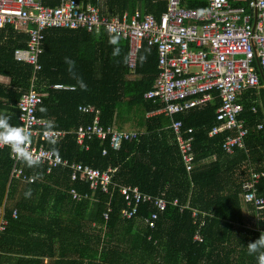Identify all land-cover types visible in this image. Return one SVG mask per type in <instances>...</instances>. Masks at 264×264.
<instances>
[{"label":"trees","instance_id":"16d2710c","mask_svg":"<svg viewBox=\"0 0 264 264\" xmlns=\"http://www.w3.org/2000/svg\"><path fill=\"white\" fill-rule=\"evenodd\" d=\"M79 1L96 4L103 13L146 9L158 18L168 3ZM182 1L196 9L208 5V0ZM42 2L59 4V0ZM248 2L232 4L247 7ZM28 39V34L12 27L0 29V114L10 117L9 123L15 126H20L17 104L30 90L34 69L17 62L14 52L26 48ZM112 40L106 33L97 35L85 29L47 31L39 58L43 69L34 81L42 94L38 117L54 121L53 130L68 132L48 147L71 160L102 170L114 169L109 192L93 191L88 182L72 180L70 169L61 166L47 173L44 164L28 167L20 162L35 181L11 180L14 160L9 148L0 147V217L4 214L9 220L0 240V264H258L257 254L249 255L247 245L264 235V212L258 220L253 204L243 199L241 185L248 179L249 164L255 171L264 170V129H257L259 124L264 125V106L258 95L262 81L258 88L244 92L240 118L249 133L244 137V149H235L232 155L222 148L230 133L209 135L218 124V97L174 115V120L194 130L195 167L188 172L170 128L172 119L165 113L148 115L163 107L144 97L160 75L158 48L144 45L132 72L129 41L118 37ZM45 66L50 71H45ZM56 84L73 90H55L52 86ZM262 93L264 96V90ZM254 104L257 112L251 109ZM83 105L100 110L104 127L116 125L123 131L118 124L132 123L141 135L122 143L116 151L98 139L88 140V148L81 147L75 131L93 123L92 115L79 111ZM122 185L137 186L169 200L178 198L181 204H171L157 227L150 229L146 220L156 211L151 203L140 204L131 219L121 217L126 208L119 191ZM71 188L88 196L73 199ZM259 192L264 195V180ZM186 205L189 209L181 211ZM194 209L205 217L200 214L194 218ZM14 210H18L16 219L12 217ZM197 234L201 236L199 241L194 240Z\"/></svg>","mask_w":264,"mask_h":264},{"label":"built area","instance_id":"2783aa9c","mask_svg":"<svg viewBox=\"0 0 264 264\" xmlns=\"http://www.w3.org/2000/svg\"><path fill=\"white\" fill-rule=\"evenodd\" d=\"M167 2L166 11L158 18L146 9L103 13L96 4H84L79 0H59L55 6L45 5L42 0H0V29L12 27L29 37L27 47L14 52L17 62L31 65L34 69L32 86L17 104L18 121L21 127L29 128L31 151L41 157V164L46 166L47 173L53 168L67 167L72 180H84L89 183L91 190L100 189L108 193L114 172L112 168L102 170L63 157L48 147L53 142L45 138V120L38 117L42 95L35 89L34 81L43 69L39 58L43 54L45 33L50 29H85L97 35L106 33L113 38L128 40L129 67L132 72L137 66L138 52L144 45L158 48L160 75L144 97L163 107L148 115L152 117L165 113L172 119L170 128L188 172L195 167L194 130L186 128L181 120H174L173 117L208 104L216 97L221 100V105L216 112L218 124L210 131V137L228 132L230 134L223 142V150L232 155L235 149H244V137L248 135L249 128L240 118L244 112L242 97L245 91L260 86V70L264 75V0H249L247 7L233 5L229 0H208V5L202 9L187 7L182 0ZM255 63L259 64V71ZM52 87L55 90L70 88L60 84ZM251 109L257 112V105L254 104ZM79 111L93 117L92 124L80 126L75 131L77 143L81 147L88 148V140L98 139L116 151L122 143L137 140L141 135L139 131L104 127L101 124V112L95 106L83 105ZM257 129L263 130L264 125L259 124ZM67 134L66 131L51 130L54 142L65 138ZM103 152L106 153V150ZM13 160L11 180L34 182L35 177L20 165L21 161ZM248 171V179L241 185L243 199L253 204L257 219L260 220L264 212V195L260 194L259 186L264 180V170L255 171L249 164ZM119 191L126 202V208L121 212L125 220L133 218L142 203L154 206L156 211L146 220L150 229L157 227L161 215L171 204H181L178 198L169 200L162 195L145 193L137 186L122 185ZM69 193L76 200L88 196L76 188H71ZM184 209H189V206H181L180 210ZM109 212L110 209L105 213L106 220ZM200 214L205 217L204 213L193 210L194 218H199ZM12 217L18 218V210L13 211ZM8 225L9 220L3 214L0 217V240ZM194 240H201V236L197 234Z\"/></svg>","mask_w":264,"mask_h":264},{"label":"clouds","instance_id":"9594fccd","mask_svg":"<svg viewBox=\"0 0 264 264\" xmlns=\"http://www.w3.org/2000/svg\"><path fill=\"white\" fill-rule=\"evenodd\" d=\"M112 42H115V38ZM9 119L10 117L7 115L0 114V147L8 146L12 157L25 163L28 167L39 166L42 159L31 151L32 138L29 128L12 125L9 123ZM44 127L46 129L45 138L54 143L51 136L54 121H45ZM53 151L55 153V150ZM247 251L249 255L257 254L258 264H264V235H260L257 239L249 242Z\"/></svg>","mask_w":264,"mask_h":264},{"label":"crops","instance_id":"0c3cea01","mask_svg":"<svg viewBox=\"0 0 264 264\" xmlns=\"http://www.w3.org/2000/svg\"><path fill=\"white\" fill-rule=\"evenodd\" d=\"M238 1H244V0H234L233 2H231V3H236V2H238ZM50 30H52V29H50ZM49 31V30H48ZM24 33V32H23ZM62 40V39H61ZM256 65H255V67L258 69V71H259V68H258V63H255ZM46 67V70L45 71H50V67L49 66H45ZM63 72H69V71H67V70H65V71H63ZM259 76H260V80L262 81V84H261V86H260V89L258 90V95H261V98H262V101H263V106H264V96H263V93H262V90H264L263 88H264V80L262 79V77H261V75L259 74ZM1 81L2 82H4V83H8L9 82V79H7V78H1ZM157 81V80H156ZM56 85H58V84H56ZM61 85V84H60ZM32 86V85H31ZM36 86V85H35ZM66 87H68V86H66ZM31 88V87H30ZM36 89V88H35ZM54 89V88H53ZM70 89H72L73 90V88H68L67 90H70ZM37 90V89H36ZM39 92V91H38ZM41 94V93H40ZM42 95V94H41ZM257 95V94H256ZM245 96V93H244V95H243V97ZM242 97V98H243ZM18 108V107H17ZM44 120V119H43ZM46 121V120H45ZM118 125H120L121 127H122V130L123 131H137V130H135V128H134V126H133V124L132 123H121V124H118ZM116 125H114V128L116 129V127H115ZM51 144V143H50ZM46 262H47V260H46Z\"/></svg>","mask_w":264,"mask_h":264},{"label":"water","instance_id":"95a60500","mask_svg":"<svg viewBox=\"0 0 264 264\" xmlns=\"http://www.w3.org/2000/svg\"><path fill=\"white\" fill-rule=\"evenodd\" d=\"M260 75H261L262 79L264 80V75L262 74L261 70H260Z\"/></svg>","mask_w":264,"mask_h":264}]
</instances>
